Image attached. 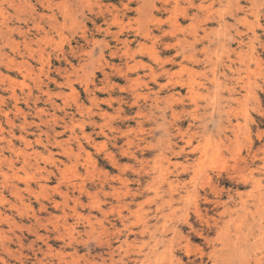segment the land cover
Segmentation results:
<instances>
[{
    "label": "rangeland",
    "instance_id": "374dc122",
    "mask_svg": "<svg viewBox=\"0 0 264 264\" xmlns=\"http://www.w3.org/2000/svg\"><path fill=\"white\" fill-rule=\"evenodd\" d=\"M0 215V264H264V0H0Z\"/></svg>",
    "mask_w": 264,
    "mask_h": 264
},
{
    "label": "bare ground",
    "instance_id": "6f19581e",
    "mask_svg": "<svg viewBox=\"0 0 264 264\" xmlns=\"http://www.w3.org/2000/svg\"><path fill=\"white\" fill-rule=\"evenodd\" d=\"M194 6H195V5H194ZM202 6H203V5H202ZM203 10H204V9H203ZM243 10H245V9H242V11H243ZM198 11H199V10H198ZM213 17H214V16H213ZM221 17H222V16H221ZM223 18H224V17H223ZM223 18H222V19H223ZM218 19H220V18H218ZM221 21H222V20H221ZM175 27H176V26H175ZM221 27H222V26H221ZM238 38H239V37H238ZM241 40H242V39H241ZM252 41H253V39H252ZM236 42H237V41H236ZM253 47H254V46H253ZM252 50H253V49H252ZM222 52H223V51H222ZM241 52H242V51H241ZM254 52H255V51H254ZM20 54H21V53H20ZM252 54H253V53H252ZM250 56H251V55H250ZM253 58H254V57H253ZM258 58H259V57H258ZM229 60H231V59H229ZM255 61H256V59H255ZM232 63H233V62H232ZM259 63H260V62H259ZM166 64H167V63H166ZM257 65H258V64H257ZM230 66H231V65H230ZM215 67H216V66H215ZM227 68H228V66H227ZM169 70H170V69H169ZM231 71H232V70H231ZM163 72H164V71H163ZM229 73H230V72H229ZM233 73H234V72H233ZM236 73H237V72H236ZM236 73H235V74H236ZM163 74H164V73H163ZM165 74H166V73H165ZM252 74H253V73H252ZM233 75H234V74H233ZM241 75H242V74H241ZM153 76H154V77H152L153 80H155V82H157L158 76L156 75V73H153ZM224 76H225V75H224ZM247 76H248V75H247ZM164 77H165V76H164ZM169 77H170V79H171V75H170ZM226 78H228V77H226ZM181 84H185V83H181ZM216 85H217V84H216ZM190 88L193 89V84H192V83L190 84ZM234 92H235V91H234ZM232 93H233V92H232ZM173 95H174V94H173ZM172 98H173V97H172ZM174 98H175V97H174ZM256 99H257V98H256ZM170 100H171V99H170ZM229 101H230V100H229ZM236 101H237V100H236ZM234 102H235V100H234ZM235 103H238V102H235ZM240 103H241V102H240ZM232 110H233V109H232ZM234 112H235V111H234ZM6 123H7V122H6ZM98 126H99V125H98ZM231 126H232V125H231ZM232 128H234V127H232ZM252 128H253V127H252ZM252 130H253V129H252ZM240 132H241V130H240ZM237 134H238V133H237ZM234 136H235V135H234ZM228 138H229V137H228ZM232 138H233V137H232ZM230 140H231V139H230ZM232 142H233V141H232ZM42 143H43V142H42ZM189 144H190V143H189ZM235 144H236V143H235ZM215 145H216V144H215ZM237 147H238V146H237ZM208 148H209V147H208ZM195 150H196V148H195ZM195 150H194V151H195ZM226 150H227V149H226ZM228 151H229V150H228ZM204 159H205V158H204ZM182 172H183V171H182ZM242 177H243V176H242ZM257 186L259 187L260 185L257 184ZM15 191H18V189L14 186V187H13V193H14ZM14 194H15V193H14ZM17 194H18V193H17ZM260 204H261V203H260ZM0 216H1V215H0ZM4 248H5L4 250L6 251V253L9 252V248H8V247L5 246ZM40 250H41V249H40ZM20 253H21V252H20ZM9 255H10V254H9ZM11 256H12V255H11ZM19 258H20V257H19ZM261 258H262V257H261ZM263 259H264V258H263ZM2 261H4V258H2ZM39 261H40V260H39ZM4 262H5V261H4ZM20 263H21V262H20ZM5 264H6V263H5ZM39 264H44V263H43V261L41 260Z\"/></svg>",
    "mask_w": 264,
    "mask_h": 264
}]
</instances>
